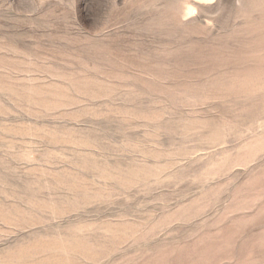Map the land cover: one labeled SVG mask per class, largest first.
<instances>
[{
  "label": "rangeland",
  "instance_id": "1",
  "mask_svg": "<svg viewBox=\"0 0 264 264\" xmlns=\"http://www.w3.org/2000/svg\"><path fill=\"white\" fill-rule=\"evenodd\" d=\"M0 264H264V0H0Z\"/></svg>",
  "mask_w": 264,
  "mask_h": 264
}]
</instances>
